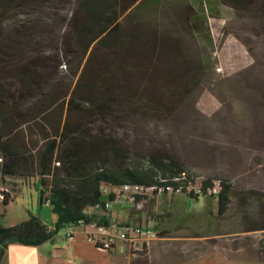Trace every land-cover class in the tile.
Listing matches in <instances>:
<instances>
[{
	"label": "rangeland",
	"instance_id": "374dc122",
	"mask_svg": "<svg viewBox=\"0 0 264 264\" xmlns=\"http://www.w3.org/2000/svg\"><path fill=\"white\" fill-rule=\"evenodd\" d=\"M142 1L120 0L121 21L131 37L115 55L104 48L94 52L93 45L75 52L83 38L77 34L78 0H0L1 133L28 149L43 146L44 137L67 121L68 101L78 83L98 78L97 92L115 115L108 124L99 121L92 128L112 130L140 156L162 150L197 172L200 180L228 179L244 195L233 198L224 217L218 216L215 200L163 193L129 209L134 223L157 224L158 232L166 233L153 236L145 254H136L132 264H149L155 239L163 242L158 250L164 255L185 250L182 256H168V264H249L244 262L251 253L248 246L245 257L237 251L230 262L221 259L219 242H264V198L248 193L264 192L260 0H245L244 6L211 0L215 10L206 6L207 18L200 22L196 14L204 12L192 0H167L148 10L138 9ZM19 67L39 76L43 95L39 89L35 96L23 91ZM96 71L104 75L95 78ZM8 103L13 109L5 113ZM71 120L85 122L87 116L73 114ZM39 180L4 182L0 173V190L16 197L8 206L0 200V227L37 214L56 228L60 216L54 207L40 204ZM64 234L63 229L58 238L65 240ZM211 242L217 246L207 247ZM202 246L209 249L204 256L198 254ZM119 252L126 261L127 252ZM117 260L107 256L106 264Z\"/></svg>",
	"mask_w": 264,
	"mask_h": 264
},
{
	"label": "trees",
	"instance_id": "16d2710c",
	"mask_svg": "<svg viewBox=\"0 0 264 264\" xmlns=\"http://www.w3.org/2000/svg\"><path fill=\"white\" fill-rule=\"evenodd\" d=\"M166 1L144 0L138 9L148 10ZM192 1L204 12L202 15L197 12V22L207 18L206 6L213 12L211 0ZM225 1L234 6L245 5V0ZM260 3V12L264 15V0H260ZM77 11L81 14L77 34L83 38L76 44L75 52L93 45L94 52L104 48L117 55L118 46L129 42L131 33L124 30L120 0H78ZM18 70L20 71L21 67ZM100 75L104 74L95 72V78ZM18 79L27 95H38V89L41 95L44 94V82H40L37 74L26 71L25 68L21 70ZM97 79L90 83H82V80L78 83L68 101L67 121L62 128L56 127L51 136L48 134L44 137L43 146L32 150L14 140L5 139L0 125V173L4 182L10 178H20L30 184L31 178L39 177L40 204H45L49 198L55 212L60 216L55 229L44 223L40 216H33L30 220L14 226H1L0 263L11 243L40 246L53 239L67 224L76 225L81 219L88 224L97 222L99 225H112L113 222L109 218L98 215L89 217L84 212L90 207L104 204L107 200L113 201V188L135 184L146 188L155 187L154 195L159 194L161 189V193L173 197H205L217 202L219 217L226 216L233 198L244 196L228 179L207 176L200 180L197 172L162 150L155 149L140 156L133 153L129 145L121 142L112 130L92 128L91 124L99 121L108 124L109 119L115 115L111 111L112 107L106 104L102 95L97 92L101 87ZM12 109L9 104L5 113ZM3 114V111L0 112V118ZM73 114H85L87 120L72 121ZM105 189H108L109 193H106ZM248 193H255L260 199L264 198L263 191L248 190ZM1 194L5 196L2 200L5 206L16 198L10 192L0 190ZM151 199L150 196H137L138 203ZM159 217L161 216H157ZM158 226L156 225L155 229ZM158 233L160 236L166 234Z\"/></svg>",
	"mask_w": 264,
	"mask_h": 264
},
{
	"label": "crops",
	"instance_id": "0c3cea01",
	"mask_svg": "<svg viewBox=\"0 0 264 264\" xmlns=\"http://www.w3.org/2000/svg\"><path fill=\"white\" fill-rule=\"evenodd\" d=\"M130 213L131 212L129 209H117L109 219L114 224L133 222L135 217H133V215ZM35 216L39 215L36 214ZM41 218L44 223H46L45 219H43V217ZM48 226L50 227V225ZM69 226L73 227V238L71 239L67 238L65 234V240L59 239V232L53 239L40 246L25 245L18 242L11 243L6 249L5 255L0 264H106L107 256L112 260L116 258L119 259L117 260V264H124V262H126V264H132L135 261L136 254H132L126 250L125 252H127V260L123 261L120 257L122 255V253L119 252L120 250H102L88 240L87 232L83 227L73 224H69ZM50 228L55 229V227ZM65 229L66 227L64 230ZM219 243H221L219 244V249L221 248L225 254L222 255L221 259L233 262L235 256L234 252L239 251V253H242L244 256V253L247 252L246 246H248L251 253L246 257L244 256L245 258L243 256H238V259L244 258L246 259L244 262H251L249 264H264V242H260L258 240L257 242L249 240V242L243 243L231 241ZM244 243H247V245ZM162 245L163 242L160 239H155L152 242V248H150L149 255V264H168L170 262L168 256L172 255L173 253H178V255L180 253L182 256V253L185 251H174L173 253L168 252L164 255L162 254V250L161 252L158 250L159 248H162ZM208 246L211 248L217 245L211 242L207 245V247ZM207 247H200L201 249L199 250L198 254L204 256L209 250ZM162 256H164V258H162Z\"/></svg>",
	"mask_w": 264,
	"mask_h": 264
},
{
	"label": "built area",
	"instance_id": "2783aa9c",
	"mask_svg": "<svg viewBox=\"0 0 264 264\" xmlns=\"http://www.w3.org/2000/svg\"><path fill=\"white\" fill-rule=\"evenodd\" d=\"M155 187H143L141 185L128 184L121 187L113 188L115 198L113 201L107 200L104 204H98L85 210L87 216H100L110 218L117 209H131L136 210L142 207L146 202L138 203L137 196H154ZM8 192V190H1ZM109 193L108 189H105ZM161 194V189L159 190ZM4 195H0V200L4 199ZM46 205H52L48 198L45 201ZM75 225V224H73ZM83 227L87 232V238L95 246L106 251L121 250L134 252L138 254L144 252L150 245V240L153 236H158L156 225L151 224H136L134 222H126L119 224H112L109 226L99 225L97 222L86 223L81 219L76 224ZM73 227L65 229L67 238H73Z\"/></svg>",
	"mask_w": 264,
	"mask_h": 264
}]
</instances>
